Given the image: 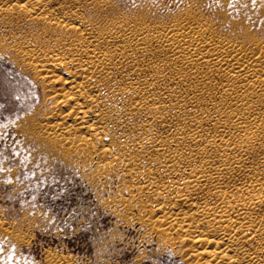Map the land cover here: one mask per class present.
Returning a JSON list of instances; mask_svg holds the SVG:
<instances>
[{
	"label": "rangeland",
	"instance_id": "obj_1",
	"mask_svg": "<svg viewBox=\"0 0 264 264\" xmlns=\"http://www.w3.org/2000/svg\"><path fill=\"white\" fill-rule=\"evenodd\" d=\"M82 9L86 19L97 27L107 28L108 21L120 18L127 27L151 31H164L173 25H199L212 38L248 50L264 43V0H84ZM28 24V21L21 23V30L27 29ZM7 33L10 34L2 27L1 41ZM127 50L135 57L123 60V68H113L115 79L111 81V89L104 90V102L111 111L106 120L107 133L114 136L115 143L123 146L127 142L135 147L140 141L148 147L153 140L161 139L177 149L171 134L184 128L186 138L187 132L195 128L193 114L203 119L201 129L205 134L214 132L212 119L221 118L229 135L253 153L257 172L264 174V160L257 157L264 151V131L236 121L240 113L247 111L264 121V93L228 95L225 82L217 78H196L183 68L179 72L184 81H180L163 55L152 58L135 53L131 47ZM133 66L138 68L137 72ZM201 67L208 69L209 64L204 62ZM38 78L34 70H24L9 56L0 55V264H56V259L70 264H185L179 254L160 245V237L152 231L147 218H142L161 199L150 191L138 190L147 180L145 174L150 169L152 181L164 183L178 177L163 168L156 170L155 153L140 149L139 145L132 151L142 156L139 163L145 174L136 171L131 175L123 173V167L117 164L108 167L104 156H92L91 145L78 157L61 145L55 143L53 148L47 144L42 132L29 125V122L44 120L52 102ZM135 80L148 83L146 90L139 94L155 97V111L168 117L169 124L160 121L147 124L150 109H133L138 100L135 95L139 94L132 88L122 93L120 88ZM179 100L181 110L176 107ZM178 118L181 124L176 122ZM32 130L36 132L34 136ZM226 145L219 144L222 148ZM179 149L187 152L185 148ZM165 196L172 197V194Z\"/></svg>",
	"mask_w": 264,
	"mask_h": 264
},
{
	"label": "bare ground",
	"instance_id": "obj_2",
	"mask_svg": "<svg viewBox=\"0 0 264 264\" xmlns=\"http://www.w3.org/2000/svg\"><path fill=\"white\" fill-rule=\"evenodd\" d=\"M83 2L0 0V30L3 27L10 33H7L9 37L0 40V55L9 56L24 70H34L37 78L42 80L45 92L48 90L46 95L52 99L44 120L34 121L36 125L29 122V125L42 132V140L53 148L56 144L61 145L79 157L87 149L85 147L91 145L92 156H104L108 167L117 164L123 167V173L131 175L136 171H140V175L145 174L139 163L142 156L135 155L133 148L139 145L140 149L154 152V168H163L178 177L165 182L162 180L164 183L156 182V179L152 181L149 177L152 169L148 170V166L147 180L145 178L146 181L138 188L140 192L150 191L161 199L154 209H145L142 215L160 237V245L179 254L185 264H264V174L257 172L253 153L229 135L224 121L211 117L214 132L205 134L201 129L203 119L193 114V123L189 121V125L191 122L195 128L187 132L186 138L184 128L173 131L169 136L176 142L177 149L169 147L161 139L153 140L148 147L140 141L135 143V147L127 142L121 146L115 143L113 135L107 133L106 120L111 111L104 102V90L111 89V81L115 79L113 68H123V60L129 61L134 56L128 47L143 56L163 55V60L172 66L180 81H184L179 72L183 68L196 78H217L225 82L228 95L264 93V43L257 44L255 50H248L212 38L199 25H173L164 31H151L127 27L128 24L120 18L108 21L107 28L97 27L86 19ZM25 21L29 22L28 31L20 27ZM204 62L209 64L208 69L201 67ZM133 68L138 71L137 67ZM140 82H128L129 85L122 86L120 91L123 93L124 89L132 88L136 93H142L148 83ZM135 96L138 98L135 108L128 104L137 111L150 109L151 117L145 121L147 124L169 122L168 117L155 111V97L145 93ZM176 107L182 109L181 100ZM236 121L239 125L249 124L253 129L264 131V121L250 111L240 113ZM176 122L182 123L179 118ZM32 131L34 136L35 131ZM249 140L253 138L249 137ZM220 143L227 145L222 148ZM179 148H185L187 152ZM257 157L264 160V151ZM166 194H172V197ZM142 222L146 224L143 219ZM55 262L70 264L64 259H56Z\"/></svg>",
	"mask_w": 264,
	"mask_h": 264
}]
</instances>
